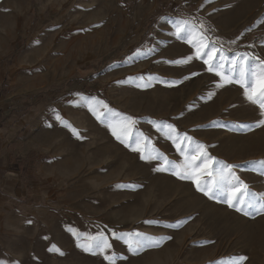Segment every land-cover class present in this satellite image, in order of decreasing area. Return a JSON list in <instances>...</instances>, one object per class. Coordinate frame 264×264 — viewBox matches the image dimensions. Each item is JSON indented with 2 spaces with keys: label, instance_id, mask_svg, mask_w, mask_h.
Returning a JSON list of instances; mask_svg holds the SVG:
<instances>
[{
  "label": "rangeland",
  "instance_id": "1",
  "mask_svg": "<svg viewBox=\"0 0 264 264\" xmlns=\"http://www.w3.org/2000/svg\"><path fill=\"white\" fill-rule=\"evenodd\" d=\"M56 1L0 0L2 67L11 64L20 72L26 55L46 68L56 62L38 89L17 92L3 82L0 117L6 97L17 115L23 111L35 117L38 106L62 107L74 96L73 122L59 124L63 130L71 125L79 138L74 146L60 147L65 162L58 169L62 177L69 171L78 177L62 178L65 183L54 198L92 217L94 235L150 237L139 250L124 242V264H236L241 256L247 257L243 264H264V214L251 208L246 209L250 215L236 212L171 169L159 171L162 161L141 160L139 152L117 144L95 117L91 121L78 114L82 103L74 95L99 93L109 109L135 120L133 133L142 134L146 155L156 149L168 161L183 163L164 127L172 125L203 144L215 160L232 165L251 192L264 195V125L256 126L264 116L246 101L239 85L222 83L203 61L187 60L193 49L165 42L172 13L198 28L202 24L226 58L249 54L264 59V0H124V16L117 13L120 0ZM77 4L95 9L72 10ZM100 23L104 27L98 28ZM89 25L91 32L82 39L70 33L73 26ZM65 138L59 137L61 143ZM39 173L37 180L43 182Z\"/></svg>",
  "mask_w": 264,
  "mask_h": 264
},
{
  "label": "crops",
  "instance_id": "2",
  "mask_svg": "<svg viewBox=\"0 0 264 264\" xmlns=\"http://www.w3.org/2000/svg\"><path fill=\"white\" fill-rule=\"evenodd\" d=\"M54 1L59 3V1ZM82 1L87 3L114 0ZM120 1L122 8L118 9L117 13L124 16L123 7L126 4L124 0ZM66 2L68 5L75 3L73 0ZM59 6L55 5L54 8ZM64 7L62 6V8ZM74 8L80 12L88 13L95 9V7H87L83 4L75 5L72 10ZM168 14L166 27L168 26L172 31L166 35L165 42H176L181 47L186 46L192 49L188 43L178 39L176 35L177 25L181 21H185L184 18L181 16L176 18L172 13ZM189 25L193 24L189 23ZM91 27V25L73 26L70 33L77 36L75 39H82L85 34L91 32ZM99 27H104V24L100 23ZM159 39L161 40V38ZM209 43L212 42L209 41ZM34 53L32 52V54ZM30 56L32 55H26V60L22 61L20 72L11 64L8 65V69L2 67L3 58L0 57V85L7 82L10 84V89H15L17 92H29L42 86L46 79V73H49V68H53L56 62L52 63L54 61H51L46 68L37 59L35 62L31 61ZM197 60L202 61L201 59ZM119 65H124V63H118ZM7 73H9L8 76H6ZM124 76L126 74L120 80L124 79ZM128 77L131 79V75ZM135 78L136 76L133 77V79ZM74 95L82 103V106L77 108V113L91 121L94 117L97 119L96 115L89 110V105L81 98H95L96 101L102 102L104 101L101 99L102 95L99 93L89 95L81 92H76ZM7 99L8 97L3 101L2 116L0 117V264H109L104 259L105 255L114 257L115 264H124L125 241L120 239L122 235L104 234L112 245L104 254L84 251L78 246L83 242L81 238L87 235H98L93 233L92 217L78 209L62 205L54 198L59 193L57 187L63 182L62 178L76 179L78 177V173L74 174L71 171L62 177L58 169L65 162L59 153L60 147L74 146L76 138H79L78 135L73 134L69 127L67 128L69 130L60 129L61 125L59 124L66 123V121L70 124L68 119L71 123L73 122L69 113L74 96L72 95L62 107L60 103H57L56 106H38L35 117L25 115L26 113L23 111L17 115V111L13 109L10 102H7ZM96 109L100 112L97 107ZM97 123L106 130L110 129L103 118L97 119ZM153 129L155 132V123ZM62 134H66L63 143L59 140ZM114 140L117 144L126 147L115 137ZM126 148L131 150L129 147ZM155 150L152 149L153 155H155ZM38 173L44 175L43 182L37 180ZM90 178L92 177L90 176ZM34 179L36 180L34 181ZM32 181L33 184H30ZM77 182L79 183V181ZM77 182L75 184L79 185ZM70 188L76 190L75 185ZM72 230H75L78 235L74 236ZM53 245L60 249L63 255L49 251Z\"/></svg>",
  "mask_w": 264,
  "mask_h": 264
},
{
  "label": "snow or ice",
  "instance_id": "3",
  "mask_svg": "<svg viewBox=\"0 0 264 264\" xmlns=\"http://www.w3.org/2000/svg\"><path fill=\"white\" fill-rule=\"evenodd\" d=\"M203 25L199 28L194 25H189L187 21H181L177 25L176 35L178 39L184 40L194 50L192 56L187 57V60L201 59L207 65V71L214 73L219 77L222 83H235L243 89V95L250 104L256 106L261 115L264 116V59H259L256 56L249 54H237L231 59L224 56L220 48L216 47L215 43H209L208 37L205 34L206 30H202ZM219 54V55H218ZM179 63V62H177ZM227 65V67H226ZM221 85L219 86H222ZM82 101L89 105V110L96 115L97 119L103 118L107 122L108 127L112 131V135L126 147H129L134 152L140 153V159H156L162 161L159 171L172 170V174L181 180H191L198 191L203 193L209 199L219 201L222 198L223 203L236 212H241L244 215H250L246 211L247 208L254 209L256 213L264 214V195L257 196L249 190V186L244 183L239 176L233 171V166L224 164L215 160L214 157L207 154L203 144L194 142L192 137L187 134H180L172 125H165L169 130L168 138L172 140L177 151L183 156V163L176 165L167 160L159 152L153 155L152 153L145 154L142 147V134H134L133 126L136 121L121 117V114L109 109L106 104L96 101L95 98H81ZM102 106L105 112H98L92 105ZM59 119V117H58ZM264 125V119L257 122V127ZM69 127L73 134L78 135L71 125ZM219 165L213 171L214 165ZM264 165V161H260ZM210 177L204 180L203 177ZM73 235L78 234L72 230ZM82 243L78 244L84 251L93 254H104L112 245L108 242L107 237L103 233L96 236L87 235L81 238ZM124 240L130 250H139L145 247V241H150V237H145L140 233H125L120 237ZM49 251H54L63 255L60 249L53 245ZM104 259L109 264H115V258L105 255ZM247 257L241 256L236 264H243Z\"/></svg>",
  "mask_w": 264,
  "mask_h": 264
},
{
  "label": "trees",
  "instance_id": "4",
  "mask_svg": "<svg viewBox=\"0 0 264 264\" xmlns=\"http://www.w3.org/2000/svg\"><path fill=\"white\" fill-rule=\"evenodd\" d=\"M261 40H264V36L261 38Z\"/></svg>",
  "mask_w": 264,
  "mask_h": 264
}]
</instances>
